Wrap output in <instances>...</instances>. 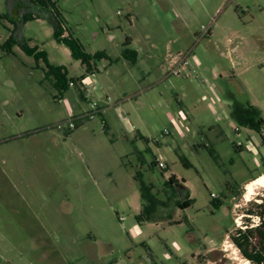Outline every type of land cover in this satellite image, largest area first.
Listing matches in <instances>:
<instances>
[{"label": "rangeland", "instance_id": "obj_1", "mask_svg": "<svg viewBox=\"0 0 264 264\" xmlns=\"http://www.w3.org/2000/svg\"><path fill=\"white\" fill-rule=\"evenodd\" d=\"M54 1L86 51L109 58L57 97L45 61L19 42L8 52L10 36L70 77L86 67L47 19L23 20L30 0H0V264H252L233 235L260 223L264 186L245 194L264 173V123L241 124L232 103L264 118V0ZM128 39L135 63L122 55ZM81 89L103 113L67 132L91 109ZM171 174L189 207L165 187ZM138 177L163 201L153 221L136 219Z\"/></svg>", "mask_w": 264, "mask_h": 264}, {"label": "trees", "instance_id": "obj_2", "mask_svg": "<svg viewBox=\"0 0 264 264\" xmlns=\"http://www.w3.org/2000/svg\"><path fill=\"white\" fill-rule=\"evenodd\" d=\"M33 5L37 7L34 11L26 12L22 15L23 20H30L36 18L47 19L53 27V36L58 43L65 44L71 52V55L81 61L86 67V73L80 77H70L69 70L65 65H55L50 63L45 51H39L37 47H31L28 43L18 41L13 35L5 43L4 48L8 52H12V46L17 42L20 43L21 48L28 54L33 55L37 61L41 59L45 61V66L42 67L45 73V78L52 81L54 87L58 90L57 97L62 98L65 92L74 85L81 84L87 75V73H93L96 69L95 64L97 61L103 58H109L105 51H98L96 53H90L86 51L82 42L75 37L72 33L68 32V27L63 18L57 4L54 0H30ZM130 40L125 42V46L122 50L124 58L132 63H135L138 59V51L130 48L128 44ZM40 66V65H39ZM81 96L84 97V91L81 89ZM232 116L241 124L253 128L257 131H261L264 123V118L261 114V110L253 105H245L239 102L237 99L233 100L232 103ZM79 125V124H78ZM211 153L216 158L214 148H210ZM188 161H186L187 164ZM158 161L156 159V162ZM153 163V164H155ZM255 179V178H254ZM140 190L142 196V206L139 214L136 215V219L139 222L153 221L159 218L158 208L162 204V200L152 192L153 186L146 184L140 177ZM253 180V179H252ZM165 187L172 191L180 190L185 192V199L180 201L176 199V204L181 208L189 207L193 203V199L189 197V190L184 186V180L178 179L174 174H171L165 182ZM215 205L220 204L219 201L213 199ZM259 215L261 216V222L257 226H252L247 229H239L237 234L233 235V241L239 248L241 253L246 257L252 264H264V202L257 204ZM106 264H113V261Z\"/></svg>", "mask_w": 264, "mask_h": 264}, {"label": "built area", "instance_id": "obj_3", "mask_svg": "<svg viewBox=\"0 0 264 264\" xmlns=\"http://www.w3.org/2000/svg\"><path fill=\"white\" fill-rule=\"evenodd\" d=\"M176 67L174 66L173 69H172V73L173 74H177L179 75L181 70L183 68H187L189 66V59H188V54L187 55H183L182 56V59H179L177 61V63L175 64ZM71 85H74L73 82H71ZM102 111L101 107L99 106L98 102L96 101H92L91 102V109L87 110V111H84L82 112L81 114L77 115V116H74L71 120H68L67 123H66V130L67 132H70L72 129L76 128L78 123L85 119L86 117H90L92 118L96 113L97 114H100ZM63 124L60 123L59 124V127H62ZM158 161V164L160 167L162 168H166V165L163 161H161L160 159H157ZM212 196H214V194H212ZM260 218V217H259ZM260 222H261V218H260ZM260 224V223H258ZM258 224H253L251 223L249 226L252 227V226H257ZM248 225H245V226H241L242 229H245L247 227H249Z\"/></svg>", "mask_w": 264, "mask_h": 264}, {"label": "bare ground", "instance_id": "obj_4", "mask_svg": "<svg viewBox=\"0 0 264 264\" xmlns=\"http://www.w3.org/2000/svg\"><path fill=\"white\" fill-rule=\"evenodd\" d=\"M257 186H264V173H262L257 178L251 180L250 182L246 184L247 191L245 194V198L247 200H250L252 195L256 193L255 190ZM247 262L249 263V261Z\"/></svg>", "mask_w": 264, "mask_h": 264}, {"label": "crops", "instance_id": "obj_5", "mask_svg": "<svg viewBox=\"0 0 264 264\" xmlns=\"http://www.w3.org/2000/svg\"><path fill=\"white\" fill-rule=\"evenodd\" d=\"M84 100H86L87 102H88V104H91V99L89 98V92L88 91H85L84 92V97H82ZM101 109H102V111H101V113H103V106H101ZM106 124V123H105ZM107 125H105V127H106ZM261 175V174H260ZM170 176V175H169ZM259 176V175H258ZM257 176V177H258ZM179 179V178H178ZM184 186H186L185 185V183H184ZM187 187V186H186ZM189 197H190V192H189Z\"/></svg>", "mask_w": 264, "mask_h": 264}]
</instances>
